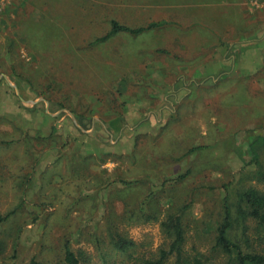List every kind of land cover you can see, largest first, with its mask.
I'll use <instances>...</instances> for the list:
<instances>
[{"label":"rangeland","instance_id":"374dc122","mask_svg":"<svg viewBox=\"0 0 264 264\" xmlns=\"http://www.w3.org/2000/svg\"><path fill=\"white\" fill-rule=\"evenodd\" d=\"M7 6L0 15L6 59L0 81L24 82L82 117L107 120L114 109L122 128L119 137L87 139L96 157L64 155L51 164L47 156L41 171L33 164L49 140L38 139L39 152L30 139L0 145V215H8L0 223V264H63L65 241L87 264L156 257L171 241L162 226L169 216L180 219L187 255L210 256L226 191H264L254 174L264 168V93L257 95L255 79L247 90L219 69L209 87L201 78L194 102L171 100L164 117L148 103H158L163 83L180 75L170 71L193 70L186 47L209 41V31L225 58L228 20L238 23L240 13L228 15V0H9ZM112 22L160 26L108 36ZM174 42L181 44L176 59L166 54ZM251 149L262 166L252 163ZM113 233L132 245L117 251Z\"/></svg>","mask_w":264,"mask_h":264},{"label":"crops","instance_id":"0c3cea01","mask_svg":"<svg viewBox=\"0 0 264 264\" xmlns=\"http://www.w3.org/2000/svg\"><path fill=\"white\" fill-rule=\"evenodd\" d=\"M233 2L234 0H228V15L234 11L240 15L238 23L228 20L227 56L223 58L224 51L216 45L214 30L208 32V37L212 36L209 41H192V44L186 47L187 55L184 54V58L192 60L190 63L193 70L178 71L177 67V70L170 71L180 75L170 85L163 83L165 89H162L158 103L153 99L148 103L154 110L160 107L159 115L162 117L169 113L171 100L189 99L194 102L195 90L200 89L201 78L207 80L203 82L205 87H209L219 69L221 74H228V80L237 77L245 82V86L247 83H256L259 85L256 88L257 95L264 93V0H239L236 5ZM7 5L0 11V15L9 8ZM2 17L0 16V27L5 26ZM180 45L179 42H174L172 50L166 49V54L176 59L179 57L176 51ZM197 54L200 56H196ZM200 58H205L208 62L204 64L198 60L195 63L194 60ZM5 62V58H0V71H5ZM190 63H184L183 68L188 67ZM246 88L249 90L248 86ZM114 111L113 109L112 116L107 120L82 117L75 113L71 106H63L58 101L44 100L37 96L24 82L15 81L13 85L8 84V81H0V145L22 143V139H30L35 140L33 148L39 152L41 145L38 139L49 140L47 153H44L41 159L38 157L37 162L34 161L33 166L38 170L47 165L43 163L47 156L50 157L47 163L51 164L64 155L96 157L97 149L95 146L88 147L87 139L97 140L101 133L112 138L119 137L121 119ZM148 114L153 117V113ZM10 129L12 133L8 136Z\"/></svg>","mask_w":264,"mask_h":264},{"label":"trees","instance_id":"16d2710c","mask_svg":"<svg viewBox=\"0 0 264 264\" xmlns=\"http://www.w3.org/2000/svg\"><path fill=\"white\" fill-rule=\"evenodd\" d=\"M160 24H149L146 27L129 29L116 22L111 23L108 36L117 33H129L133 35L149 31L159 27ZM198 148L190 149L184 154L189 155ZM251 158L256 166H262L257 154L251 149ZM188 171L179 176L176 180L186 177ZM256 178L264 184V168L259 167L254 173ZM222 222L216 228L213 245L209 249L210 256L216 254L222 257L223 262H214V259L207 256V253L196 252L187 255L183 246L185 235L180 219L169 216L162 224L164 228L171 232V241L166 249H160L156 257L139 259L131 264H167L170 257L174 258L172 264H264V191L255 187L235 190L232 193L227 191L222 204ZM7 216L0 215V223L7 219ZM251 222V223H250ZM253 227L249 229V226ZM252 230V233H250ZM112 245L119 252H125L132 243L114 233L111 235ZM219 255V256H218ZM29 264H44L31 259ZM63 264H87L85 256L78 257L71 250L69 242L63 243Z\"/></svg>","mask_w":264,"mask_h":264},{"label":"built area","instance_id":"2783aa9c","mask_svg":"<svg viewBox=\"0 0 264 264\" xmlns=\"http://www.w3.org/2000/svg\"><path fill=\"white\" fill-rule=\"evenodd\" d=\"M9 3V0H0V11Z\"/></svg>","mask_w":264,"mask_h":264}]
</instances>
